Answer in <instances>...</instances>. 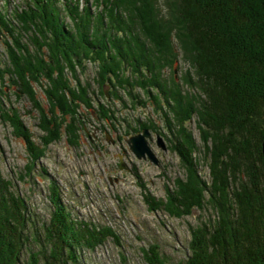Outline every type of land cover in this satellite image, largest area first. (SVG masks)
<instances>
[{
    "label": "trees",
    "instance_id": "obj_1",
    "mask_svg": "<svg viewBox=\"0 0 264 264\" xmlns=\"http://www.w3.org/2000/svg\"><path fill=\"white\" fill-rule=\"evenodd\" d=\"M165 1L170 14L152 29L162 35V40H153L169 43L168 37L176 28L175 37L183 52L187 54L190 50L188 58L194 64L196 76L194 87L200 89L201 96L198 107L190 97H184L187 101L184 102L179 96V104L175 103L178 110L175 118L181 128L176 130L177 139L172 147L185 159L183 167L189 177L178 183L167 200L157 201L151 196L146 200L153 211L162 209L172 217L186 216L194 208L213 211V218H204L190 227L189 254L176 264H264V0ZM35 2L34 7L15 13L21 21L18 25L0 11V32H6L9 59L5 66L0 64V81L4 82L8 76L9 85L5 88L11 86L17 99L27 96L32 107L43 116L40 126L49 128L51 139L61 136V117L49 119L44 108L49 106L55 115L61 113L62 121L68 120L71 108L74 113L76 107L81 109L83 105L94 108L89 88L80 81L73 86L64 74L65 68L75 72L74 65L82 68L88 58L97 59L95 62L101 65L103 73L101 85L114 80L115 92L120 83L119 89L133 99L139 97L134 93L133 81L120 71L122 68L117 62L121 60H115L112 66L110 52L104 56L105 50L110 51L108 44L122 59L126 55L123 53L125 41L116 37H112L111 42L108 40L110 31L105 29L109 25H99L103 34L97 36L91 9L81 10L79 0H67L68 12L75 19L76 31H71L63 22L57 0ZM110 16L114 17L112 13ZM97 19L103 21L104 17ZM112 22L119 24L113 19ZM26 32L35 36L31 43L23 44ZM171 58L172 62L178 57ZM142 65L137 63L124 69L138 71ZM149 65L145 68L155 76L153 66ZM140 77V85L158 88V82H147L144 76ZM37 84L47 94L48 106L37 97ZM172 88L176 93L178 85L169 89ZM161 89L167 97V90ZM2 92L6 90L2 88ZM105 92L102 90L103 94ZM117 97L123 98L120 94ZM1 105L3 119L10 122L17 137L25 140L28 150L37 155L41 148L33 140L19 110L12 105L5 107L3 101ZM193 113L199 118L201 148L186 125ZM161 115L174 133L168 115L165 112ZM76 116L72 114L66 125L68 140L72 143H78L76 121L80 118ZM200 150L209 169V180L201 176L198 169L196 153ZM50 190V203L54 208L50 219L39 224L32 220L29 205L14 189L13 181L5 178L0 170V264H80V249H94L109 238L120 243V236L108 226L72 220L55 182ZM27 245L30 252L24 262L22 254ZM143 258L148 264H172L168 256L161 254L157 243L143 251Z\"/></svg>",
    "mask_w": 264,
    "mask_h": 264
},
{
    "label": "rangeland",
    "instance_id": "obj_2",
    "mask_svg": "<svg viewBox=\"0 0 264 264\" xmlns=\"http://www.w3.org/2000/svg\"><path fill=\"white\" fill-rule=\"evenodd\" d=\"M35 1L0 0V11L6 19L12 18L18 25L21 21L15 13L20 14L29 6L34 7ZM57 1L63 22L69 30L76 31L75 19L65 4L67 0ZM79 2L81 10L86 7L91 9L95 23L93 30L96 27L97 36L98 33L100 36L103 34L99 25L106 24L109 25L105 30L110 31L108 38L110 42L112 37L125 41L126 48L124 47L123 53L126 55L123 59L109 44L110 51L104 49V56L107 57L110 52V59L114 62L110 63L112 66L115 60H121L117 62L122 68L120 71L124 72L125 78L133 81L134 93L139 97L133 99L119 89L120 83L117 84L118 91L115 92L114 80L106 81L111 84L105 82L101 85L103 73L101 65L98 66L95 62L97 59L88 58L82 68L74 65L75 72L65 68L64 74L73 86H77L80 81L82 86L89 88L94 108L83 105L81 109L76 107L75 113L71 108L73 113L69 112L68 120L62 121L61 113L55 115L51 112L49 104H46L47 94L41 86L37 87V84L36 95L41 103L48 106L44 108L45 113L46 111L49 113L46 116L49 119L61 117L58 119L62 123L61 136L51 139L49 128L40 126V118L43 116L38 109L32 107L27 96L18 100L11 86L5 88L9 85L7 76L4 82L0 81V101H3L7 108L12 105L19 110L23 122L31 130L33 140L41 148L42 154L37 150L38 154L34 156L28 150L25 140L14 134L13 126L2 117L4 108L1 105L0 170L5 178L13 181L14 189L29 205L30 214L34 217L32 220L39 224L50 219L54 208L50 203V188L55 182L61 191L64 206L71 212L72 220L81 224L87 222L97 226H108L120 236V243L109 238L94 249H80V264H148L143 258V251L154 243L160 246L162 255L168 256L170 262L176 264L189 254L190 227L197 225L204 218L214 217L213 211L208 208L203 210L194 208L192 213L186 216L172 217L162 209L153 211L150 202L146 200L149 196L157 201L167 200L168 196L174 193L178 183L189 177L183 167L185 159L172 146L177 139L176 130L181 128L178 119L175 118L178 110L174 106L175 103L179 104V96H182L183 101L184 97H190V101L196 107L201 96L200 89L194 87L196 76L194 64L188 58L190 50L187 54L183 52L180 41L175 37L176 28L172 29V36L168 37L169 43L154 41L162 40V35L156 34L152 29L161 18L166 19L170 14V8L165 5V0H79ZM111 13L114 17L110 16ZM98 16H103L104 20H98ZM112 19L119 24L113 23ZM111 26L114 28H110ZM5 33L0 32V64H4L3 66L9 62ZM26 33L22 38L23 44L26 41L31 43L32 37L35 36L33 33ZM159 52L163 53L162 59ZM171 56L178 58L171 62ZM137 63L143 64L142 67H138V71L134 68L124 69V66L127 68ZM146 64L153 66L155 76L151 71H147ZM141 75L147 82L151 80L158 82V88L150 84L140 85ZM56 76L57 72L54 73V77ZM171 85H178L176 93L173 92V88L169 89ZM161 87L167 90V97H164L165 93ZM2 88L6 92H2ZM102 90L106 91V95ZM117 94L123 98L119 99ZM154 97L158 101H155ZM168 104H171L172 108ZM164 112L173 123L174 133L166 126L161 115ZM72 114L80 118L76 121L78 143L68 140L66 125ZM192 115L190 120H186V125L201 148V135L197 127L199 118L195 113ZM144 129L150 133L149 144L158 157L159 164L149 159L138 158L127 142L130 136L138 132L143 133ZM44 138L47 140L44 141ZM159 138L165 141L166 150L158 146ZM196 158L200 164L198 169L201 176L209 180V169L206 167L202 150L196 153ZM29 252L27 245L22 254V261L27 262Z\"/></svg>",
    "mask_w": 264,
    "mask_h": 264
},
{
    "label": "water",
    "instance_id": "obj_3",
    "mask_svg": "<svg viewBox=\"0 0 264 264\" xmlns=\"http://www.w3.org/2000/svg\"><path fill=\"white\" fill-rule=\"evenodd\" d=\"M149 138H150L149 131L147 129H144L143 133L138 132L136 135L130 136V138L127 139V142L129 143L132 152H134L138 158L149 159L155 164H159V159L149 144ZM158 146H160L164 150L167 149L166 144L161 138H159ZM263 156H264V142H263ZM263 164H264V158H263Z\"/></svg>",
    "mask_w": 264,
    "mask_h": 264
},
{
    "label": "bare ground",
    "instance_id": "obj_4",
    "mask_svg": "<svg viewBox=\"0 0 264 264\" xmlns=\"http://www.w3.org/2000/svg\"><path fill=\"white\" fill-rule=\"evenodd\" d=\"M90 18V17H89ZM138 33V32H137ZM187 50H189V49H187ZM125 75V74H124ZM121 80V79H120ZM165 80V79H164ZM199 81V80H198ZM111 83V82H110ZM108 84V83H107ZM172 86V85H171ZM100 87V86H99ZM122 87V86H121ZM133 88V87H132ZM131 90V89H130ZM110 93V92H109ZM180 93V92H179ZM151 94V93H150ZM103 96V95H102ZM202 99V98H201ZM174 100V99H173ZM155 102V101H154ZM68 106V105H67ZM66 106V107H67ZM89 106V105H88ZM175 106V105H174ZM101 108H102V106H101ZM130 108V107H129ZM121 111V110H120ZM172 111V110H171ZM106 112V111H105ZM104 112V113H105ZM73 113V112H72ZM106 114V113H105ZM110 117V116H109ZM117 120V119H116ZM136 120V119H135ZM125 122V121H124ZM86 123V122H85ZM103 129V128H102ZM112 130V129H111ZM171 130V129H170ZM151 131V130H150ZM164 134V133H163ZM165 142V141H164ZM264 142V141H263ZM173 144V143H172ZM169 147V146H168ZM192 152V151H191ZM262 152H263V143H262ZM200 155V154H199ZM263 158H264V156H263ZM264 165V164H263ZM249 180V179H248ZM159 194V193H158ZM263 215V214H262ZM168 218V217H167ZM203 220V219H202ZM261 220V219H260ZM263 252V251H262ZM155 259V258H154ZM256 260V259H255ZM215 264V263H214ZM246 264V263H245Z\"/></svg>",
    "mask_w": 264,
    "mask_h": 264
}]
</instances>
